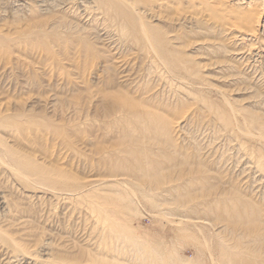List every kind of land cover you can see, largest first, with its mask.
<instances>
[{
	"label": "rangeland",
	"instance_id": "1",
	"mask_svg": "<svg viewBox=\"0 0 264 264\" xmlns=\"http://www.w3.org/2000/svg\"><path fill=\"white\" fill-rule=\"evenodd\" d=\"M117 1L121 0H111L110 4L106 3V0H95L97 4L94 3V0H0V111L7 115L8 113L9 115H22L24 113V117L31 113L36 122L39 121L36 125L41 134H38L39 140H34L33 155L38 158L40 163H47L49 167L52 165L51 169L56 170L58 168L57 170H59L63 166V169L70 172L71 174H69L72 176L71 185L73 189L76 187L74 191L78 192L80 189V192L88 193L89 191L91 193L93 188H97L93 190L101 192L100 195H102L103 191L101 190H104L105 184L96 186L98 183L92 184L93 180L103 179L102 182L105 183V179L116 178L118 182H123L122 188H120L123 189L124 194H127L125 196L129 197L128 200L131 201L132 206V210H126L124 218L128 220L130 228L136 230L135 235L145 237L147 244L150 246L159 244L165 249L168 248L167 250L173 259L170 264H203V262L204 264H214V261L217 263L221 260V264H229L226 254L222 256L223 259L220 258L222 252L217 244L221 240L226 245H228L226 242L229 240V244L233 243L232 246L237 242H243V244L246 242L247 250L254 248V252H248L245 249L246 253L243 256H249L248 259L250 260H253V257L254 259L255 257L256 259L261 258V256L264 259V178H262L264 177V171H262L264 159L258 157L257 153L254 155L250 153V149L254 146H264V129L261 128L264 127V0H190L191 2L189 0H165L176 3L177 7L170 2L169 5L163 0H140L142 3L133 0L135 5L131 0L132 3H128L137 6L136 11L137 13L140 12L138 14L140 20L136 21L138 24L136 29L140 30L141 25L144 24L145 30L143 31L150 35L148 36L149 40L145 41L141 37H144L145 34L137 32L135 27L131 26V30L134 27V30L141 34L139 36L140 41L145 42L139 45H134L140 42L137 40L139 37L135 38L138 34H131L133 32H129V30L125 31L124 36L119 34L123 21L128 20L122 15L118 16L115 10H112L111 7L114 6L113 8H115ZM151 1L156 2L157 5L156 3L153 5ZM182 2L187 4L184 3V6ZM164 3L167 4L168 8L172 5L175 8L172 6L169 11L165 9L166 6H163ZM129 4L126 6L128 7ZM159 5L162 7L161 11L165 12L158 11L161 8ZM148 7L154 14L151 13L150 15ZM104 8L111 10L107 12ZM139 8H142V11H138ZM177 8L182 14L178 13ZM183 8H188L189 11ZM222 8L223 10H221ZM156 10L161 15L165 13L168 18L165 14L162 18ZM184 10L187 11V14ZM258 10L260 11L258 12ZM101 12L107 13L104 16ZM110 13L113 15L109 18L107 15ZM148 13L149 16L154 15L155 17L148 19ZM243 13L244 15H240ZM246 13H248L249 18L246 17ZM188 14L193 15L188 17ZM229 15L233 20L232 18L229 20ZM233 15L236 17L234 18ZM257 15L258 18L262 15V18L260 17L259 23L257 22L256 27L254 26V29L257 30L255 33L256 30L250 31L248 29L251 25H247V20L249 21L252 16ZM243 16L246 20L243 21V24L242 21L240 23L246 26L245 30L243 27L242 30L239 28L242 26L240 23L238 25L234 23ZM115 18L116 20H114ZM104 19L107 20L104 21ZM192 19L195 20L192 21ZM190 20L191 22H189ZM244 22H247L246 25ZM232 24L236 27H232ZM248 30L250 34L247 33ZM165 32L170 35L166 36ZM178 33H180V38H178ZM131 37L132 40H127ZM174 37L175 39H173ZM176 40L177 42H175ZM144 47L147 49L145 56H143ZM152 48L157 52L155 53ZM148 50L150 51L149 55L153 56H151L152 58L150 56L147 58ZM145 57L147 61H145ZM153 58L156 59L155 63H152ZM172 58L173 60L178 58V64H175L179 67L172 63ZM183 65L189 66V68H185ZM157 66L158 70H161L160 72L156 70ZM163 69L164 72H162ZM171 71L174 76H179L175 78ZM110 96H116L115 103H117L116 101L118 103L115 104L114 99ZM118 96L120 98L122 96V99L127 101L124 103L129 104V106H124H127L128 110L132 107V111H127L124 109L126 107L120 106L124 103L121 102L122 99L119 101ZM134 102L137 103L136 108L140 105L138 110H144L145 113L149 110L154 112L155 117L150 111L149 114H146L147 118L144 116V121L147 119L145 124L148 126L155 122L153 121L155 118L158 119V123L164 119L167 120L169 127L166 132L163 131L162 136V127H159L162 130L160 129L161 131L157 134L152 131L145 134L141 128L136 125L135 127L131 123L134 115L138 114ZM10 108L14 111H11ZM16 109H19L18 112L21 110V112L16 113ZM221 119H224L225 122ZM229 120L232 122L231 124ZM233 125L237 135L236 133L233 134ZM255 125H257L256 130H254ZM257 130L260 131V134ZM173 131L177 134L170 135ZM228 134H232V136ZM235 136H239L238 141L236 140L238 137ZM45 138L49 139L46 140ZM229 140H232L233 143ZM238 143L243 145V148L246 147L247 150L240 145L238 146ZM248 143L253 147H250ZM247 151H249L248 154ZM64 158L68 159L65 161ZM125 174L130 178L125 179ZM81 179L85 181H81ZM75 181H79L78 184L80 185L82 184V190ZM89 183L92 186H89ZM124 186L126 188L131 187L130 190L134 192L128 188L127 191ZM144 186L150 187L151 192ZM174 186L182 189H171ZM108 187L113 188V186ZM165 190L168 191L165 192ZM118 191L120 194L122 190L119 189ZM48 198L47 195V202L42 198L37 200L38 202L33 199V201L35 200L34 203H39L40 210L42 208L38 216L41 213L44 216H40L37 221L33 220L34 229L33 222L30 223L31 229L26 230L27 233L24 231L28 237V240L25 241L30 243V246L36 244V241H43L44 244L46 241V245L51 249L46 248L45 251L39 247H33L44 255V257L39 255L44 259L48 258L46 257L48 254L45 253L48 252L53 255L58 249L67 250L70 248L68 252L72 251L71 254L74 256L89 250L90 242L87 243L86 241L89 239L90 234L88 235V233H91L89 232L91 222L95 217L93 215L91 217L90 206L85 203L87 201L84 202L86 207L78 205L84 209L76 206L72 211L73 216L75 215L73 217L68 216V212L65 210L66 206ZM219 199L226 203L222 206L228 210V205H234L232 212L237 215L236 218H239L241 223L236 218H226L228 216L225 214L227 213L224 212L225 210L215 209ZM227 199L231 204L227 202ZM233 199L237 202L239 200L241 205L244 204L243 207L241 206L242 209L239 208V202V206H237L238 204ZM241 199L242 201H240ZM243 200L248 202L246 206ZM205 201L211 207L206 206ZM42 203H47L44 204L46 210ZM248 204L249 206H247ZM5 208L6 206L0 202V221L3 219L4 222L8 220L4 217L9 216L8 210ZM47 208H51L49 209L51 212ZM52 209L56 214L53 213ZM240 209L241 212H239ZM80 211L84 213L85 217ZM49 212L53 214L52 217ZM61 213L65 215L62 214V217ZM218 215H222V217H218ZM87 216L91 222L86 220ZM197 216L199 219L200 216L206 217L211 224L220 221L222 227L221 229L210 227L211 229H204L201 232L198 230V225L193 226L191 224L204 222L199 220ZM242 216L245 220L241 218ZM69 217H72L74 221ZM52 218L53 221H51ZM65 218L66 221H63ZM42 219L45 220H43L44 223H41ZM233 219L236 223H233L235 222ZM3 221L0 222V226L5 224ZM83 221L85 222L83 223ZM87 221L91 224L86 223ZM190 221L192 222L189 223ZM250 221L254 222L251 223ZM223 222L231 224V226L228 225L227 227V224ZM48 223H52L51 225L55 227ZM232 223L234 227H232ZM42 224L46 227L43 225V228ZM66 226L67 228L71 226V228L66 229ZM230 227L234 230L231 231L232 228L230 229ZM87 228L88 230L84 231ZM241 228L242 231H240ZM42 229H46L47 237ZM245 229L246 232L243 233ZM51 230L52 232H50ZM70 230L71 232H69ZM218 230L227 231L225 235L222 234L226 238L221 235L225 239L215 237L214 233ZM236 230L238 233L235 232ZM250 230L251 233L253 231L255 234L252 233V237ZM29 231L35 232V234ZM56 231H60V236ZM204 232L211 234V236L214 235L212 236L214 238L210 240L211 244L214 245V247L213 245L210 246L213 249L214 258L209 256L208 250H205L207 245L205 241H207L206 236L208 235H205ZM231 232H234V235ZM239 232H242L243 235H240ZM42 233L44 236L41 235ZM52 233L56 234L52 236ZM86 233L87 235H85ZM74 234L76 235L75 238ZM83 234L84 236H82ZM33 235L36 236L33 237ZM69 235L71 236L70 239ZM229 235L232 238L235 237L237 241L233 238L234 242L232 238L228 237ZM63 236L64 239L61 238ZM256 236L263 239L257 238V240ZM238 237H242L244 241ZM55 238L61 240V242L57 241L59 245L55 244ZM79 239L80 242L74 244ZM49 243L51 246L53 245V248ZM73 245L76 246L72 247ZM166 245L168 247H165ZM79 246L81 250H85L80 252ZM229 246L231 249V245ZM57 247L59 248L57 249ZM88 247L89 249H87ZM255 247L261 249L256 252ZM199 249L201 250L200 255ZM130 252L127 247V261L133 258L134 253L131 255ZM226 253L228 254L229 251Z\"/></svg>",
	"mask_w": 264,
	"mask_h": 264
},
{
	"label": "bare ground",
	"instance_id": "2",
	"mask_svg": "<svg viewBox=\"0 0 264 264\" xmlns=\"http://www.w3.org/2000/svg\"><path fill=\"white\" fill-rule=\"evenodd\" d=\"M97 1V0H96ZM108 1V2H107ZM131 0H121V1H117V2H115V8H113V7H111V5H110V7L112 8V10L114 9L115 10V13L118 15V16H120V15H122L125 19H127L128 21H123L124 23L120 26L121 27V32L119 31V34L121 33V34H123V35H121V36H124V34L126 33L125 31L126 30H129V32H133V33H131V34H138L137 36H135V38H137V37H139L141 34H145L144 35V37L143 36H141L142 38H143V40H145V41H148L149 40V37L148 36H150L149 35V33H147V32H144L143 30H145L144 28H143V25H141L142 27H141V29L139 30H137L136 29V27L138 28V24H137V20H140L139 19V15L138 14H140V12H138L137 13V11H136V7L135 6H133V4H129V3H132V2H134V1H136V0H132V2H130ZM140 3H142L140 0H138ZM143 1V0H142ZM157 1V0H156ZM164 2H166L165 0H163ZM179 1H181V0H179ZM190 1V0H189ZM193 1V0H192ZM197 1V0H196ZM101 2V1H100ZM129 2V3H128ZM145 2V1H144ZM161 2V1H160ZM170 2V1H169ZM169 2L167 1L166 3L167 4H169ZM185 2H187V1H185ZM185 2H182L183 3V5L185 6V4H187V3H185ZM191 2V1H190ZM189 2V3H190ZM94 3H96L95 2V0H94ZM106 3H111V0H106ZM149 3V5H151V3L153 4L154 2L153 1H151V3L150 2H148ZM156 3V2H155ZM154 3V4H155ZM185 3V4H184ZM97 4V3H96ZM126 4H129L128 5V7L126 6ZM144 4H146V3H144ZM153 4V5H154ZM167 4H163V6L165 7ZM170 4H174V3H171L170 2ZM169 4V5H170ZM176 4V3H175ZM174 4V5H175ZM197 4V3H196ZM217 4V3H216ZM43 5V4H42ZM134 5H135V2H134ZM137 5V4H136ZM149 5H147V6H149ZM156 5H157V3H156ZM41 6V5H40ZM97 6V5H96ZM173 6V5H172ZM172 6H169V8L167 7V8H165V9H170L171 10V8L170 7H172ZM176 6V5H175ZM178 6V5H177ZM176 6V7H177ZM183 6V7H184ZM209 6V5H208ZM212 6H215V5H212ZM98 7V6H97ZM155 7V6H154ZM161 7V5H159V8ZM174 7V6H173ZM199 7V6H198ZM229 7V6H228ZM107 8V7H106ZM106 8H104V9H106ZM156 9H157V7H155ZM175 8V7H174ZM173 8V9H174ZM103 9V10H104ZM161 9H162V7L160 8V10H158V11H160V12H165V11H161ZM172 9V10H173ZM183 9H185V8H183ZM188 9V8H187ZM187 9H185V10H187ZM219 9H220V5H219ZM108 10H111V9H106V11L108 12ZM142 11V8H139V10L138 11ZM143 10H144V8H143ZM145 10H146V12H147V9L145 8ZM148 10H149V13H150V15H151V13L152 14H154L153 13V11L148 7ZM155 10V9H154ZM156 10V11H157ZM167 10V11H168ZM169 10V11H170ZM180 10V9H179ZM179 10H178V8H177V11H178V13H181V12H179ZM184 10V11H185ZM221 10H223V8L221 9ZM85 11V10H84ZM105 11V10H104ZM151 11V12H150ZM156 11H154V12H156ZM157 11V12H158ZM166 11V12H167ZM182 11V10H181ZM188 11H189V9H188ZM242 11V10H241ZM246 11V10H245ZM248 11V10H247ZM260 10H258V12H259ZM262 11V10H261ZM91 12H93V11H91ZM90 12V13H91ZM107 12H105V14L107 13ZM110 12V11H109ZM145 12V11H144ZM160 12H158V14L160 13ZM175 12V11H174ZM183 12V11H182ZM187 11H185V13H186ZM223 12V11H222ZM250 12V11H249ZM255 12H257V11H255ZM95 13V12H94ZM112 13H113V11H112ZM115 13H113L114 15H115ZM141 13H143V12H141ZM149 13H148V19H149V17H150V19L153 17H155L154 15L151 17V16H149ZM168 14H169V12H167ZM184 13V12H183ZM190 13V12H189ZM226 13V12H225ZM229 14L231 13V12H228ZM236 13V12H235ZM245 13V12H244ZM244 13L243 14H240V15H244ZM251 13V12H250ZM93 14V13H92ZM89 14V15H91V16H93V15H95V14ZM101 14H104V13H102L101 12ZM105 14H104V16H105ZM111 14V13H110ZM107 15V16H109V18L113 15V14H111V15ZM147 14V13H146ZM165 14V13H164ZM163 14V15H164ZM182 14V13H181ZM187 14V13H186ZM186 14H184V15H186ZM200 14V13H199ZM233 14V13H232ZM253 14V13H252ZM255 14V13H254ZM155 15H157L156 13H155ZM160 15H161V13H160ZM163 15H161L162 16V18H163ZM166 15V14H165ZM176 15V14H175ZM179 15V14H178ZM190 15H193V14H188V17L190 16ZM247 15V16H246ZM246 17L247 18H249V16H248V13H246ZM259 15V14H258ZM258 15L257 16H252L251 17V19L248 21L247 20V25H251L248 29L250 30V31H252L256 26V24H258L259 22H258V19L262 16H260L259 18H258ZM87 16V15H86ZM145 16V15H144ZM160 16V17H161ZM167 16V15H166ZM187 16V15H186ZM204 16H205V13H204ZM230 17H229V20L232 18L231 17V15H229ZM245 16H243L242 18H244ZM87 17H89V16H87ZM116 17V16H115ZM159 17V18H160ZM178 17H180V16H178ZM194 17V16H193ZM233 17L235 18L236 17V15L234 16L233 15ZM94 18V17H93ZM95 18L97 19V17L95 16ZM105 18V17H104ZM113 18V17H112ZM158 18V21L160 20ZM167 18H168V16H167ZM192 18V17H191ZM195 18V17H194ZM242 18H240V20L239 19H235L236 21L234 22L235 24L237 23V25L241 22L242 24H243V21H245L246 19L244 18V20H241ZM262 18V17H261ZM101 19V18H100ZM179 19V18H178ZM185 19V18H184ZM184 19H183V22H184ZM197 19H198V17H197ZM105 20H107V19H104V21ZM111 21H112V19H110ZM114 20H116V18L114 19ZM114 20H113V22H114ZM124 20V19H123ZM169 20V19H168ZM180 20V19H179ZM179 20H178V22H179ZM195 20V19H194ZM193 19H192V21H194ZM200 20V19H199ZM202 20V19H201ZM200 20V21H201ZM232 20H233V18H232ZM231 20V21H232ZM239 20V21H238ZM98 21V20H97ZM119 21V20H118ZM238 21V22H237ZM117 22V21H116ZM115 22V23H116ZM163 22V21H162ZM167 22V21H166ZM169 22H171V21H169ZM181 22H182V19H181ZM188 22V21H187ZM189 22H191V20L189 21ZM258 22V23H257ZM122 23V22H121ZM120 23V24H121ZM233 23V24H234ZM240 23V25H242ZM245 23V22H244ZM246 23H245V25H246ZM114 24V23H113ZM167 24V23H166ZM233 24H232V27H234L233 26ZM234 24V25H235ZM119 26V25H118ZM131 26H134L135 27V29L137 30V32H140V33H137L135 30H134V27H132L133 28V30H131L130 28H131ZM153 26V25H152ZM255 26V27H254ZM259 26V25H258ZM264 26V25H263ZM111 27H112V24H111ZM120 27H118V28H120ZM144 27H145V25H144ZM236 27V26H235ZM234 27V28H235ZM242 27H243V29L244 28H246V26H244V25H242V26H240L239 28L242 30ZM115 28V27H114ZM119 30V29H118ZM163 30V29H162ZM245 30V29H244ZM249 30H248V32L247 33H249L250 34V32H249ZM254 30H256V29H254ZM115 31V30H114ZM134 31H135V33H134ZM247 31V30H246ZM109 32V31H108ZM177 32V31H176ZM257 32V30L255 31V33ZM127 33H128V31H127ZM254 33V32H253ZM165 34H166V36L169 34H167L166 32H165ZM180 33H178V35H179ZM183 34V33H182ZM118 35V34H117ZM126 35H128V34H126ZM170 35V34H169ZM168 35V36H169ZM186 35V34H185ZM252 35V34H251ZM120 36V37H121ZM183 36H184V34H183ZM182 36V37H183ZM127 37V36H126ZM130 37V36H129ZM133 38H134V36H132ZM132 37H131V39H129V38H127V40H132ZM156 37V36H155ZM175 37H178V36H176L175 35ZM175 37L173 38V39H175ZM117 38V37H116ZM125 38V37H124ZM134 38V39H135ZM178 38H180V35H179V37ZM118 39V38H117ZM122 40H123V38H121ZM134 39H133V42H134ZM182 39V38H181ZM137 40H139L140 41V37H139V39L137 38ZM151 41H152V39H150ZM170 40V39H169ZM185 40V39H184ZM180 41V40H179ZM124 42V41H123ZM126 42V41H125ZM141 42V41H140ZM136 43V40H135V43L136 44H134V45H139V44H144L145 42H141V43ZM171 42H173V41H171ZM175 42H177V40L175 41ZM174 42V43H175ZM120 43V42H119ZM125 44V43H124ZM126 44H127V42H126ZM146 45V44H145ZM174 46V45H173ZM182 46V45H181ZM180 46V47H181ZM124 47H126V46H124ZM146 47V46H145ZM143 48L144 49V53H143V51H141L144 55L143 56H145V50H147L146 48ZM150 47H151V45H150ZM175 47H178V46H175ZM140 48H141V46H140ZM148 48V47H147ZM181 48H183V47H181ZM138 49H139V47H138ZM148 49H150V48H148ZM153 50H154V48H152ZM134 50V49H133ZM150 51H151V49H150ZM150 51L148 50V56H147V58L150 56L149 54H150ZM154 52H155V50H154ZM156 52H157V50H156ZM155 52V53H156ZM152 56V55H151ZM150 56V58H152ZM144 58V57H143ZM146 58V57H145ZM147 58H146V60L145 61H147ZM155 58V57H154ZM153 58V60H152V63L154 62H156L155 60L156 59H154ZM174 58V57H173ZM173 58H172V60H173ZM176 58V57H175ZM151 60V59H150ZM149 60V61H150ZM177 60H178V58H177ZM177 60H173L172 61V63H174V65H176V64H178V62H177ZM145 61H143V62H145ZM158 62V61H157ZM164 62V61H163ZM176 63V64H175ZM145 64V63H144ZM148 64V63H147ZM150 64V63H149ZM157 64V63H156ZM159 65L158 66H160V63H158ZM168 64V63H167ZM154 65V64H153ZM152 65V66H153ZM173 65V64H172ZM147 66V65H146ZM151 66V65H150ZM151 66V67H152ZM158 66H157V71L158 72H160L159 70H158ZM168 66V65H167ZM177 66V65H176ZM176 66H174L175 68H176ZM183 66H185V65H183ZM177 67H179V66H177ZM187 66H185V68H186ZM145 68V67H144ZM149 68V67H148ZM155 68H156V66H155ZM187 68H189V66L187 67ZM150 69H152V68H150ZM160 69V68H159ZM162 69V68H161ZM171 69V68H170ZM181 69H182V67H181ZM149 70V69H148ZM155 70V72H157ZM166 70V69H165ZM178 70V69H177ZM145 71V70H144ZM152 71V70H151ZM191 71V70H190ZM157 72V73H158ZM162 72H164V69H163V71ZM169 72V71H168ZM172 72V71H171ZM146 73V72H145ZM174 73H175V71H174ZM169 74H171V73H169ZM179 74H180V70H179ZM156 75V74H155ZM161 75H163V74H161ZM160 75V76H161ZM166 75V74H165ZM164 75V76H165ZM175 75H177V74H175ZM152 76V75H151ZM158 76V75H157ZM172 76H174L173 75V72H172ZM179 76V75H178ZM177 76V77H178ZM186 76V75H185ZM175 78H177L176 76H174ZM159 78H165V77H159ZM169 78V77H168ZM170 78H171V75H170ZM154 79V78H153ZM110 97H112V99H114L113 100V102L115 103V99H116V96H110ZM115 97V98H114ZM117 98H119V101H121L120 99H122V96H121V98L118 96ZM117 100V99H116ZM124 101L125 102H127L125 99H122V101L121 102H123L124 103ZM112 102V103H113ZM117 103H118V101H116ZM117 103H115V104H117ZM135 103V102H134ZM13 103H11V105H12ZM131 104V103H130ZM133 104V103H132ZM148 104V103H147ZM9 105V104H8ZM118 105H120V104H118ZM124 105H127V106H129V104H121L120 106H124ZM136 105H137V103H135V108H136ZM144 105H145V103H144ZM152 105H154V104H152ZM3 106V105H2ZM4 106H6L5 104H4ZM10 106V105H9ZM13 106V105H12ZM12 106H10V107H12ZM119 106V107H120ZM127 106H124V107H126V108H124L125 110H127V111H132V107H130L129 109L130 110H128V107ZM132 106V105H131ZM113 107V106H112ZM138 108L140 107V105L139 106H137ZM154 107V106H153ZM116 108V109H115ZM115 108H113V109H115V110H117V107H115ZM138 108H136L137 110H138ZM151 108H152V106H151ZM7 109V108H6ZM11 109V108H10ZM122 109V108H121ZM144 109V108H143ZM153 109V108H152ZM1 110H2V108H1ZM13 109H11V111H12ZM19 110V109H18ZM18 110L16 109V113H20L21 112V110H20V112H18ZM148 110V109H147ZM14 111V110H13ZM134 111H136V110H134ZM134 111L132 112L133 113V115L135 114L134 113ZM144 110H138V114H135L134 115V119L133 118H131V119H133V120H131L132 122L131 123H133L134 124V126L136 125L137 127H139V128H141L144 132H145V134L146 133H148V132H150V131H152V132H154V133H158V132H160L161 130H162V128H163V130L161 131L162 133H161V136H162V134H164L163 133V131L164 132H166L167 131V129H168V127H169V123H167L166 121L167 120H165L164 119V121H160L159 123H158V119L156 120V118H155V120L153 119V121H155V122H152L149 126L147 125V124H145V123H147L146 121H147V119L144 121V116H145V118H147L146 116V114L148 113L149 114V111L153 114L154 112H152L151 110H149V111H146V113L145 112H143ZM8 112V111H7ZM3 113V114H2ZM150 113V114H151ZM11 114V113H10ZM24 114V113H23ZM23 114L22 115H16V114H13V115H9V113H8V115L6 114V113H4V112H1L0 111V202L3 204V205H5L6 206V208H7V210H8V214H9V216L6 218V217H4L5 219H8L6 222H4L3 221V219L0 221V222H4L5 224H2V226H0V264H170L171 262H172V255H170V252L167 250V249H165V248H163V246H161V245H159V244H154L153 246H150L149 244H147L146 243V241H145V237H142V236H138V235H135L136 233H134V232H136V230H132L131 228H130V224H129V222H127L128 220H126L124 217V213L126 212V210H128V211H130V210H132V206H131V201L130 200H128L129 199V197H127V196H125V195H127V194H124L123 193V189H121L122 188V186L121 185H123V182H118L117 181V179L116 178H112V179H109V180H107V179H105L106 180V182L105 183H103L102 181H103V179L102 180H93V183L92 184H96V183H98L96 186H100V185H104V186H106V187H108V186H113V188L112 189H110L109 187H108V189H106V187H104V190L102 189L101 191H103V194L102 195H100V193L101 192H98V191H95L96 189L95 188H93V189H95V190H93L92 189V192L91 193H89V191H88V193H86L85 191H82V192H80V189H79V191L77 192V191H74V190H76L75 188L73 189V187H72V185H71V181H72V176H70V172H68L67 170H65V169H63L62 167H60V169L59 170H54V169H51L52 168V165L49 167V165L47 164V163H45V164H43V163H40L39 162V160H38V158H36L34 155H33V151L32 150H34V148H35V142H34V140L36 141L39 137H38V134L40 133L38 130H39V128L37 127V123L39 122V121H37L36 122V119H34V116L31 114V113H29V114H27L28 116L26 117H24L23 116ZM157 115H159V114H157ZM230 115V114H229ZM150 116V115H149ZM152 116V115H151ZM153 116H154V114H153ZM155 117V116H154ZM154 117H151V118H154ZM158 117V116H157ZM230 118H231V116H230ZM150 119V118H149ZM38 120V119H37ZM162 120V119H161ZM221 120H224V119H221ZM130 122V121H129ZM224 122H225V120H224ZM229 122H230V120H229ZM232 122H230V124H231ZM171 124V123H170ZM226 124V123H225ZM224 124V125H225ZM254 124V123H253ZM147 125V126H146ZM227 125V124H226ZM262 125V124H261ZM261 125H259L260 127H261ZM264 125V124H263ZM135 126V127H136ZM172 126V125H171ZM258 126V127H259ZM44 127V126H43ZM159 127H162V128H160L159 129ZM234 125H233V134L234 133H236L235 131L236 130H234ZM257 125H255V129L254 130H256L257 128ZM172 128V127H171ZM232 128V127H231ZM261 128H263L264 129V127H261ZM260 128V129H261ZM43 129V128H42ZM45 129V128H44ZM140 129V130H141ZM236 129V128H235ZM159 130V131H158ZM172 130H173V128H172ZM258 130H259V128H258ZM257 130V131H258ZM43 132V131H42ZM142 132V131H141ZM238 132V131H237ZM169 133V132H168ZM167 133V134H168ZM177 134L176 132H172L170 135H172V134ZM227 133H229V132H227ZM227 133H225V134H227ZM258 133L260 134V131H258ZM41 134V133H40ZM47 133L45 132V135H46ZM51 134V133H50ZM230 134V133H229ZM228 134V135H229ZM44 135V136H45ZM227 135V136H228ZM236 135H237V133H236ZM249 135H250V133H249ZM264 135V134H263ZM43 136V135H42ZM49 136H51V135H49ZM226 136V135H225ZM229 136H232V134L231 135H229ZM236 137V136H235ZM238 137V139H236L237 141L239 140V136H237ZM236 137V138H237ZM251 137H252V135H251ZM230 138H232V137H230ZM260 138V137H259ZM40 139V138H39ZM38 139V140H39ZM46 139V138H45ZM45 139H44V141H45ZM49 139V138H48ZM48 139H46V140H48ZM233 139V138H232ZM43 141V142H44ZM229 141H231L232 143H233V141H235L234 139H233V141L232 140H229ZM244 141V140H243ZM262 141H263V139H262ZM42 142V141H41ZM241 142V141H240ZM247 142V141H246ZM246 142H245V144H246ZM249 142V141H248ZM238 146L240 145V143H238L237 144ZM248 145H249V143H248ZM254 145V144H253ZM241 146V145H240ZM250 146V145H249ZM235 147H237V146H235ZM242 148H243V145L241 146ZM250 147H253V146H250ZM249 147V148H250ZM241 148V149H242ZM243 149H246V147H244ZM37 150H38V148H37ZM247 150V149H246ZM246 150H245V152H246ZM35 152V151H34ZM238 152V151H237ZM244 152V153H245ZM248 152L249 151H247V154H248ZM250 153H252L253 155L254 154H258L257 156L258 157H260V158H263L264 159V146H254L253 148H251L250 149ZM249 153V155H251ZM249 155H246V156H249ZM252 155V156H253ZM39 157H40V155H38ZM41 158V157H40ZM39 158V159H40ZM66 159H68V158H66ZM66 159L64 158V160L66 161ZM41 160V159H40ZM64 160H63V162H64ZM42 161H43V158H42ZM255 161V160H254ZM253 161V162H254ZM258 161V160H257ZM256 162V161H255ZM263 162V161H262ZM257 163V162H256ZM255 163V164H256ZM260 163V162H259ZM146 164V163H145ZM48 165V166H47ZM254 165V164H253ZM261 165V164H260ZM143 167V166H142ZM255 167V166H254ZM54 168V167H53ZM56 168V167H55ZM66 168V167H65ZM263 169V170H262ZM262 171H264V163L262 164ZM258 170V169H257ZM260 171V170H259ZM258 171V172H259ZM262 171H261V173H262ZM147 172V171H146ZM70 173V174H69ZM256 173H257V171H256ZM254 174H255V172H254ZM264 174V173H263ZM262 174V175H263ZM122 176H124V175H122ZM112 177V176H111ZM114 177H116V176H114ZM119 177V176H118ZM117 177V178H118ZM129 176L128 175H126L125 174V179H127ZM260 177H261V175H260ZM130 178V177H129ZM256 178H257V176H256ZM262 178H264V177H262ZM255 179V178H254ZM84 180V179H83ZM82 179H81V181H83ZM129 180H131V179H129ZM85 181V180H84ZM76 182V181H75ZM74 182V183H75ZM79 182V181H78ZM78 182H76V184H78ZM87 182V181H86ZM133 182V181H132ZM90 183H91V181H90ZM89 183V186L91 185ZM73 184V183H72ZM194 184V183H193ZM75 185V184H74ZM73 185V186H74ZM78 185H80V184H78ZM82 185V184H81ZM80 185V186H81ZM85 185V184H84ZM125 185V184H124ZM169 185V184H168ZM92 186V185H91ZM95 186V185H94ZM126 186H128V185H126ZM130 186V185H129ZM86 187H87V185H86ZM121 187V188H120ZM125 187V186H124ZM99 188V187H98ZM120 190H122V191H120V194H119V189ZM126 188V187H125ZM128 188V187H127ZM126 188V189H127ZM144 188L145 189H147L149 192H151V190H150V187H148L147 188V186H144ZM170 188V187H169ZM259 188V187H258ZM129 190L131 189V187L130 188H128ZM128 189H127V191H128ZM171 189H177V190H179V189H182V188H180V187H176V186H174V187H171ZM186 189V188H185ZM81 190H82V186H81ZM99 191H100V189H98ZM133 190V189H132ZM159 190V189H158ZM126 191V192H127ZM131 191V190H130ZM143 191V190H142ZM145 191V190H144ZM166 191H168V190H165V192ZM77 192V193H76ZM121 192H122V194H121ZM131 192H134V191H131ZM148 192V193H149ZM154 192V191H153ZM164 192V191H163ZM76 193V194H75ZM124 194V195H123ZM131 194V193H130ZM144 194V193H143ZM159 194V193H158ZM47 195L49 196V198H52V200H56V202H58L59 204H63L64 206H66V208H65V210H66V212H68V216H73V213H72V211H74V209L76 208V206H77V208H81V206H78V205H84V207H86L85 205V203H87L88 204V206H90V210H91V217H92V215L96 218H94V219H92L93 220V222H91L88 218H89V216H87V218H86V220L88 219L91 223H88V221L86 222V223H88L89 225L91 224V228L90 227H88V228H90L91 230L89 231V232H91V233H88V235H89V239H87L88 241H86L87 243H89L90 244V249H89V247L87 248V249H89V250H85V249H83V250H85V251H83V250H81V247L80 248H78L79 249V251L81 252V251H83V254H81V255H78V256H74V255H72L71 254V252L69 253L68 251V249H70V248H66L67 250H62L61 249V247H60V249L61 250H59L58 248L59 247H57V249L58 250H56V252L53 254V255H50L48 252L47 253H45V254H48V255H46V257H48L47 259H44V258H42V257H44V255L43 254H41V252L40 251H37L38 249H35V248H33V247H39V248H41V249H43V250H45L46 248L47 249H51V248H48V245H46V241H44L45 242V244L43 243V241L41 242V241H34L36 244H34V245H32V246H30L31 244L30 243H28V242H26L25 240L28 238V237H26V233H27V231L26 230H28V229H31V225H30V223H32L33 222V220L34 221H37V219H39L40 218V216H42L43 214L41 213V215L40 216H38L39 214H40V211H42V208H41V210H40V207H39V203L37 204V200H41V198H42V200L43 199H45V201L47 200L46 199V197H47ZM129 195V194H128ZM135 195H137V194H135ZM222 195V194H221ZM144 196V195H143ZM145 196H146V194H145ZM217 196H219L218 194H217ZM136 197V196H135ZM48 198V199H49ZM249 198H251V197H249ZM33 199H36V203H34L35 202V200L33 201ZM210 200V199H209ZM228 200V199H227ZM226 200V201H227ZM230 200H231V198H230ZM234 200V199H233ZM253 200V199H252ZM252 200H251V202H252ZM33 201V202H32ZM48 201V200H47ZM46 201V202H47ZM85 201H87V202H85ZM137 201V200H136ZM140 201V200H139ZM208 201V200H207ZM207 201H205V204L207 203ZM214 201V200H213ZM235 201V200H234ZM240 201H242V199L240 200ZM52 202V201H51ZM85 202V203H84ZM216 202V201H215ZM228 203L230 202L229 200L227 201ZM237 204H238V202H239V200H238V202L237 201H235ZM243 202H245V206H246V204L248 203H246V201H244L243 200ZM242 202V203H243ZM250 202V203H251ZM24 203H26V204H29V205H25ZM49 203V202H48ZM55 203V202H54ZM227 203V204H228ZM36 204V205H35ZM43 204V203H42ZM44 204H47V203H44ZM44 204L42 205L43 206V208H44ZM202 204H204L203 202H202ZM213 204V203H212ZM226 203L224 202V201H220V199H219V202H217V204H216V208L215 209H219V211L222 209V211L223 210H225L224 212H227V213H225V214H227V216L228 217H226V218H229V219H232V217L233 218H236V214H234V212H232V208L234 207V205H228L229 206V210L227 209H225L223 206L225 205ZM229 204H231V203H229ZM239 204H240V202H239ZM239 204L237 205V206H239ZM55 205H56V203H55ZM223 205V206H222ZM41 206V205H40ZM46 206V205H45ZM62 206V205H61ZM206 206H209V207H211L210 205H208V203L206 204ZM237 206H236V208H237ZM241 206L243 207L244 206V204L243 205H241L240 204V206H239V208H241ZM247 206H249V204L247 205ZM4 207V206H3ZM38 207H39V209H38ZM49 207V206H48ZM57 207V206H56ZM60 207V206H59ZM63 207V206H62ZM84 207H82L83 209H84ZM166 207V206H165ZM5 208V209H6ZM52 208V207H51ZM51 208H47L48 209V211H50L49 209H51ZM54 208V207H53ZM81 208V209H82ZM89 208V207H88ZM214 208H212V209H214ZM250 208V207H249ZM45 209V208H44ZM86 209V208H85ZM215 209H214V211H215ZM242 209V208H241ZM241 209H240V211L239 212H241ZM245 209H246V207H245ZM248 209V208H247ZM3 210V209H2ZM46 210V209H45ZM58 210V209H57ZM56 210V211H57ZM87 210V209H86ZM210 210H211V208H210ZM52 211H53V209H52ZM76 211V210H75ZM78 211V210H77ZM84 211V210H83ZM88 211H89V209H88ZM209 211V210H208ZM236 211V210H235ZM51 212V211H50ZM49 212V213H50ZM66 212H64V213H66ZM81 212V211H80ZM86 212V211H85ZM169 212V211H168ZM212 212V211H211ZM238 212V211H237ZM244 213H245V211H243ZM5 213H6V211H5ZM5 213H4V215H5ZM53 213H54V211H53ZM64 213H61V215L62 214H64ZM78 214H79V212H77ZM82 213V212H81ZM88 214H89V212H87ZM214 213V212H213ZM218 213H220V212H218ZM217 213V214H218ZM236 213V212H235ZM244 213H241V214H244ZM247 213V212H246ZM51 214V213H50ZM54 214H56V213H54ZM75 214V213H74ZM83 215H84V213H82ZM215 214H216V212H215ZM221 214H222V212H221ZM224 214V215H225ZM240 214V215H241ZM48 214H46V216H47ZM57 215H59V214H57ZM65 215V214H64ZM239 215V216H240ZM249 215V214H248ZM259 215V214H258ZM257 215V216H258ZM3 216V215H2ZM7 216V215H6ZM44 216V215H43ZM42 216V217H43ZM49 216V215H48ZM53 216V214H51V217ZM67 216V217H68ZM75 216V215H74ZM73 216V217H74ZM77 216V215H76ZM247 216V215H246ZM260 216V215H259ZM59 217H61V216H59ZM62 217H63V215H62ZM65 217V216H64ZM81 217V216H80ZM79 217V218H80ZM84 217H85V215H84ZM190 217V216H189ZM204 217V216H203ZM217 217V216H216ZM218 217H222V215L221 216H219L218 215ZM231 217V218H230ZM45 218V217H44ZM58 218V217H57ZM56 218V219H57ZM71 220H73V218L72 217H69ZM197 218L199 219V217L197 216ZM196 218V219H197ZM208 218V217H207ZM223 218H225V216H223ZM242 219H243V216L241 217ZM249 218V217H248ZM251 218V217H250ZM259 218V217H258ZM1 219V218H0ZM63 219V218H62ZM61 219V220H62ZM81 219H82V217H81ZM185 219V218H184ZM200 219L202 220V221H204L203 223H201V224H195V223H191L192 221H190L189 223H191V224H193V226H196V225H198L199 227V229L198 230H201V232H202V230H204V229H209L210 227H215V228H220L221 229V225L222 224H220V221H219V223H213V224H211L207 219H206V217L205 218H202L201 216H200ZM199 219V220H200ZM220 219H222V218H220ZM219 219V220H220ZM229 219H228V221H229ZM43 220L44 219H42V221H41V223L43 222ZM58 220H59V218H58ZM70 220V221H71ZM83 220H84V218H83ZM189 220V219H188ZM234 221H235V219H233ZM236 220L237 221H239L240 222V220H239V218H236ZM243 220H245V219H243ZM242 220V221H243ZM249 220H251V219H249ZM257 220H259V219H257ZM45 221V220H44ZM48 221H50V220H48ZM51 221H53V218H52V220ZM56 221V220H55ZM63 221H66V218H65V220H63ZM74 221V220H73ZM194 221V220H193ZM201 221V222H202ZM211 221V220H210ZM216 221V220H215ZM222 221V220H221ZM226 221V220H225ZM252 221V220H251ZM250 221V222H251ZM29 222V223H28ZM85 221H83V223H84ZM187 223H188V221H186ZM205 222H207V223H205ZM233 222V221H232ZM246 222V221H245ZM249 222V221H248ZM254 222V221H253ZM253 222H251V223H253ZM260 223H261V221H259ZM27 223L29 224V226L27 225ZM44 223V222H43ZM46 223V222H45ZM75 223V222H74ZM73 223V224H74ZM82 223V222H81ZM223 223H226V222H223ZM229 223H231V221H229ZM233 223H236V221L235 222H233ZM232 223V224H233ZM241 223V222H240ZM250 223V224H251ZM38 224H39V222H38ZM49 224V223H48ZM47 224V225H48ZM52 224V223H51ZM51 224H49L50 226H53V225H51ZM57 224V223H56ZM65 224H67V223H65ZM65 224H64V226H65ZM69 224V223H68ZM227 224V223H226ZM246 224H247V222H246ZM259 224V223H258ZM257 224V225H258ZM33 229H34V222H33ZM35 225H37V224H35ZM40 225V224H39ZM44 224H42L41 226H43ZM48 225V226H49ZM59 225V224H58ZM60 225H61V223H60ZM59 225V226H60ZM70 225H71V223H70ZM85 225V224H84ZM207 225V226H206ZM228 225L229 224H227L226 226L228 227ZM248 225V224H247ZM28 226V227H27ZM45 226V225H44ZM44 226H43V228H44ZM59 226H57V227H59ZM62 226V225H61ZM81 226H83V225H81ZM224 226V225H223ZM229 226H231V224L229 225ZM241 227L243 226L242 224L240 225ZM255 226V225H254ZM260 226H261V224H260ZM259 226V227H260ZM40 227V226H39ZM46 227V226H45ZM53 227H55V226H53ZM57 227H56V229H57ZM70 228H71V226H69ZM68 227V228H69ZM74 227H75V225H74ZM86 227V226H85ZM232 227H234V224H233V226ZM232 227H230V229L232 228ZM258 227V226H257ZM256 227V228H257ZM42 228V227H41ZM40 228V229H41ZM50 228V227H49ZM48 228V229H49ZM52 228V227H51ZM67 228V226H66V229H68ZM88 228L87 229H84V231H86V230H88ZM196 228V227H195ZM226 228V227H225ZM250 228V227H249ZM252 228V227H251ZM255 228V227H254ZM261 228L263 229V226H261ZM12 229V230H11ZM47 229V228H46ZM45 229V230H46ZM83 229V228H82ZM211 229V228H210ZM224 229V228H223ZM43 230V229H42ZM41 230V231H42ZM45 230H43L44 232V234H45ZM50 230V229H49ZM48 230V231H49ZM53 230H54V228H53ZM225 230H228V229H225ZM234 229L232 228V230L231 231H233ZM238 230V229H237ZM237 230L235 231V232H237ZM24 231H26V233L24 232ZM63 231V230H62ZM83 231V230H82ZM229 231V230H228ZM240 231H242V228H241V230ZM248 231V230H247ZM257 231V230H256ZM29 232H31V231H29ZM35 232H36V229H35ZM35 232L34 233H32V234H35ZM38 232H39V230H38ZM50 232H52V230L50 231ZM49 232V233H50ZM57 232V231H56ZM69 232H71V230L69 231ZM76 232V231H75ZM190 232V231H189ZM211 232V231H210ZM227 232V231H226ZM226 232H224L223 230H218V232H215L214 233V235H215V237L216 238H218V237H220V238H226V236H224L225 234H226ZM244 232H246V229H245V231H243V233ZM250 232V236L252 237L253 235H252V233L254 234V232L252 231V233H251V230L249 231ZM30 233V234H31ZM43 233L41 234V235H43ZM60 231L59 232H57V234L60 236ZM77 233V232H76ZM79 233H81V232H79ZM82 233H85V232H82ZM87 233L85 234V235H87ZM205 233V235H208V236H206V240L207 241H205V243H207V245L205 246L206 247V249L205 250H208L209 252H210V255L209 256H214V255H212L213 253V249L210 247L211 245H213V244H211V242H210V240H211V238L213 239L214 237H212V236H214V235H212L211 236V234H208L207 232H204ZM224 233V235H222ZM232 233V232H231ZM234 233V232H233ZM232 233V234H233ZM238 233V232H237ZM240 233V235L242 234V232H239ZM248 233V232H247ZM257 233V232H256ZM264 233V232H263ZM30 234H29V237H30ZM31 234V235H32ZM36 234H37V232H36ZM53 234V233H52ZM54 234H56V233H54ZM54 234L52 235V236H54ZM64 234V236H65V232L63 233ZM63 234H61V235H63ZM70 234V233H69ZM139 234V233H138ZM143 234V233H142ZM231 234V235H232ZM40 235V236H41ZM46 235V234H45ZM81 235V234H80ZM224 236V237H222V236ZM234 235V234H233ZM239 235V234H238ZM243 235V234H242ZM244 235H246V234H244ZM248 235V234H247ZM255 235V234H254ZM257 235V234H256ZM259 235V234H258ZM36 236V235H35ZM34 235H33V237H35ZM44 236V235H43ZM43 236H42V238H43ZM48 235H46V237H47ZM50 236V238H51V234L49 235ZM61 237V238H65V237ZM82 236H84V234L82 235ZM237 236V235H236ZM249 236V235H248ZM38 237V236H37ZM68 237V236H67ZM76 237V235L74 234V238ZM78 237V236H77ZM228 237H230V235L228 236ZM240 237V236H239ZM238 237V238H239ZM243 237V236H242ZM242 237L241 238H239V239H241V240H243L242 239ZM31 238V237H30ZM41 238V237H40ZM42 238L40 239V240H42ZM71 238V236L69 235V239ZM87 238V237H86ZM205 238V237H204ZM215 238V239H216ZM224 238V239H225ZM232 237H230V239H231ZM234 239H236L235 237H233ZM232 238V239H233ZM256 239L257 238H259L260 240L261 239H263V238H260V237H255ZM254 238V239H255ZM37 239H39V238H37ZM53 239V238H52ZM68 239V238H67ZM66 239V240H67ZM83 239V238H82ZM209 239V240H208ZM233 239V241L235 242V240ZM253 239V238H252ZM253 239V240H254ZM255 239V240H256ZM28 240V239H27ZM45 240V239H44ZM48 240H50V239H48ZM55 240H56V238H55ZM59 239H57L56 240V245H59V243L57 244V241H58ZM220 240V239H219ZM219 240H218V242H219ZM258 240V239H257ZM256 240V241H257ZM33 241V240H32ZM51 241V240H50ZM54 241V240H53ZM65 241V240H64ZM75 241V240H74ZM209 241V242H208ZM213 241V240H212ZM226 241V240H225ZM232 241V242H233ZM236 241H237V239H236ZM240 241V240H239ZM244 241V240H243ZM247 241V240H246ZM30 242V241H29ZM33 242V243H34ZM59 242H61V240H59ZM68 242V241H67ZM80 242V239L77 241V242H75L74 244H78ZM82 242H83V240H82ZM85 242V241H84ZM199 242V241H198ZM240 242H242V241H240ZM185 243H186V241H185ZM195 243V242H194ZM216 243V242H215ZM226 243H228V245H231V249H230V246L228 247V245H226L225 244V242H223L222 240L219 242V244H217V245H219V248H220V250H221V254H220V258L221 259H223V255H225L226 254V259L231 263L232 261H234L233 263L234 264H264V259L262 258L263 256H261V258L259 257H257L258 259H256V257H255V259H254V257H253V260H250V259H248L249 258V256H243L244 255V253H246V250H247V248H246V242H244V244H243V242L242 243H239V242H237L235 245H233L232 246V244H229V240H228V242H226ZM43 244V245H42ZM50 244V243H49ZM52 244H54V243H52ZM66 244V243H65ZM70 244H71V242H70ZM174 244V243H173ZM177 244H179V243H177ZM63 245V244H62ZM84 245V244H83ZM152 245V244H151ZM164 245V244H163ZM250 245H251V243H250ZM50 246H51V244H50ZM70 246V245H69ZM76 245H73L72 247H75ZM78 246V245H77ZM85 246H87V245H85ZM196 246V245H195ZM260 246V245H259ZM259 246H257V247H259ZM264 246V245H263ZM52 248H53V245L51 246ZM127 247L129 248V250L131 251L130 253H131V255H132V253H134L132 256H133V258H131V259H129V261H127L126 260V255H127ZM165 247H168L167 245L165 246ZM213 247H214V245H213ZM55 248V247H54ZM63 248V247H62ZM170 248V247H169ZM218 248V249H219ZM249 248V247H248ZM251 248V247H250ZM252 248H253V246H252ZM256 248V247H255ZM263 248V247H262ZM74 249V248H73ZM76 249V248H75ZM77 249V250H78ZM173 249V248H172ZM246 249V250H245ZM254 249V248H253ZM253 249L251 250V249H249V251H253ZM259 249H261V248H259ZM259 249H255V250H257L256 252H258V250ZM54 250V249H53ZM167 250V251H166ZM200 250V249H199ZM46 251V250H45ZM44 251V252H45ZM47 251H49V250H47ZM76 251V250H75ZM75 251H73V252H75ZM198 251V250H197ZM229 251V253L227 254L226 252H228ZM248 251V250H247ZM248 251V252H249ZM39 254H38V253ZM43 252V253H44ZM50 252H52V251H50ZM79 252V253H80ZM200 252H201V250L199 251V255H200ZM233 252H234V254H233ZM254 252V251H253ZM252 252V253H253ZM255 252V253H256ZM259 252H261V251H259ZM77 253H78V251H77ZM172 253V252H171ZM202 253H203V251H202ZM201 253V254H202ZM252 253H250V254H252ZM262 253H263V250H262ZM261 253V254H262ZM42 255V257L41 256H39V255ZM128 254H129V252H128ZM130 255V254H129ZM255 256V255H254ZM130 257V256H129ZM225 257V256H224ZM250 257H251V255H250ZM214 258V257H213ZM220 259V260H221ZM225 259V258H224ZM130 260H132V262H130ZM210 260V259H209ZM232 260V261H231ZM214 261V260H213ZM222 261V260H221ZM221 261H219V262H217L216 263V261H214V264H221ZM130 262V263H129ZM208 262V261H207ZM223 262H224V260H223ZM226 263H228L227 261H226ZM229 263V264H230ZM232 263V264H233ZM203 264H204V262H203ZM209 264V263H208ZM223 264V263H222Z\"/></svg>",
	"mask_w": 264,
	"mask_h": 264
}]
</instances>
